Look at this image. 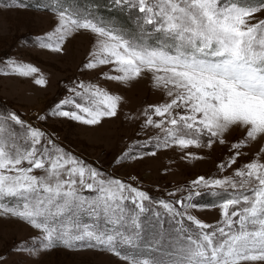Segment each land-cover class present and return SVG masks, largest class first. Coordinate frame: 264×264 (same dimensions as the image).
<instances>
[{
	"label": "snow or ice",
	"instance_id": "obj_1",
	"mask_svg": "<svg viewBox=\"0 0 264 264\" xmlns=\"http://www.w3.org/2000/svg\"><path fill=\"white\" fill-rule=\"evenodd\" d=\"M111 5L140 14L135 31L96 11L81 10L73 0H56L52 10L58 27L41 38L39 46L61 51L70 34L89 30L100 39L85 67L113 64L119 75L107 78L120 82L151 72L154 86L172 97L162 106H150L153 115L167 114L169 127L163 129L162 140L157 138L158 148L211 147L224 143V134L237 126L246 129L247 139L235 144L236 149L264 137V19L255 15L264 11V0L255 5L251 0H111ZM7 6L29 5L9 0ZM38 71L16 61L0 69L22 76ZM35 82L47 83L42 76ZM78 87L83 91H72L86 102L65 99L53 115L88 125L117 115L121 97L95 85ZM68 104L77 111H64ZM145 115L147 125L165 124ZM42 139L44 133L17 114L0 113V215L40 229L43 249L102 248L129 264H264V162L259 157L235 172L239 179L193 181L194 187L233 190L227 196L209 193L221 195L215 206L222 209L223 220L214 227L189 214L196 205L184 200L176 201L180 209L161 200L164 213L146 216L150 209L144 202L151 203V198L145 192L104 178L56 145L48 147L51 141L42 144ZM235 162L233 157L227 167ZM37 170L44 175L34 174ZM85 190L94 194L85 195ZM199 195L190 191L186 199ZM185 219L196 231L184 224Z\"/></svg>",
	"mask_w": 264,
	"mask_h": 264
},
{
	"label": "rangeland",
	"instance_id": "obj_2",
	"mask_svg": "<svg viewBox=\"0 0 264 264\" xmlns=\"http://www.w3.org/2000/svg\"><path fill=\"white\" fill-rule=\"evenodd\" d=\"M102 1L105 0H73V4L80 6L81 10L96 11L129 31L132 25H137L136 19L131 22V17L126 14L113 10L111 6H101ZM25 2L28 7L17 8L7 6L9 0H0V69L6 68L9 61H16L32 65L39 71L29 76L0 72V113L17 114L26 125L44 133L42 144L51 141L48 147L56 145L85 165L99 170L104 178L120 180L145 192L151 198V203L144 202L150 209L146 216L151 217L153 211L164 213L158 203L161 200L173 203L178 209L180 205L176 201L184 200L186 204L196 205L188 209L189 214L206 224L218 226L223 216L222 209L215 205L221 195L209 193L214 191L227 196L233 190L194 187L193 181L199 177L236 178L235 172L257 157L264 162V137L248 140L245 146L236 149L235 144L247 139L246 129L237 126L224 134V143L217 141L211 147L181 148L176 144L156 147L157 138L163 139V129L169 125L167 114L165 117L153 115L150 106H162L172 97L167 96L163 88L154 86L153 74L145 72L139 78L120 82L107 78L119 75L113 64L91 69L85 67L100 39L89 30L81 29L70 34L61 51L40 47L38 41L58 27L57 14L52 10L56 0ZM251 3L258 4L259 0H251ZM93 5L97 7L92 8ZM125 10L134 14L133 9ZM138 15L136 11L135 16ZM255 15L257 19H264V11ZM41 76L47 82L44 85L35 82ZM80 84L95 85L121 97L117 115L104 117L96 125L53 115L56 106L65 99L86 102V97L76 96L72 91L75 88L82 92L83 89L78 87ZM63 110L77 111L72 104L63 105ZM146 112L152 115L154 122L165 120V124L160 128L147 125ZM13 127L22 131L19 126ZM237 151L241 153L239 156H236ZM151 152L155 155L149 154ZM233 157L236 162L227 167ZM221 165L225 167L221 168ZM34 174L44 175L40 170ZM190 191L201 195L189 201L186 197ZM84 194L94 193L85 190ZM169 219L167 215L163 216L164 221ZM184 224L196 231L187 219ZM43 235L40 229L26 221L0 215V264H129V261L102 248L56 247L45 250L40 246Z\"/></svg>",
	"mask_w": 264,
	"mask_h": 264
},
{
	"label": "trees",
	"instance_id": "obj_3",
	"mask_svg": "<svg viewBox=\"0 0 264 264\" xmlns=\"http://www.w3.org/2000/svg\"><path fill=\"white\" fill-rule=\"evenodd\" d=\"M128 17H130V15L129 14H126ZM129 21H131V20H129Z\"/></svg>",
	"mask_w": 264,
	"mask_h": 264
}]
</instances>
